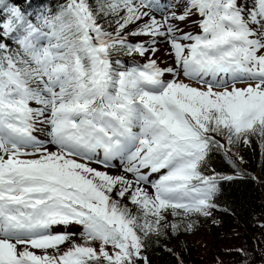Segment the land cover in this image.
Wrapping results in <instances>:
<instances>
[{
	"label": "snow or ice",
	"instance_id": "1",
	"mask_svg": "<svg viewBox=\"0 0 264 264\" xmlns=\"http://www.w3.org/2000/svg\"><path fill=\"white\" fill-rule=\"evenodd\" d=\"M253 138L264 0H0V264H151L238 178L215 152Z\"/></svg>",
	"mask_w": 264,
	"mask_h": 264
},
{
	"label": "trees",
	"instance_id": "2",
	"mask_svg": "<svg viewBox=\"0 0 264 264\" xmlns=\"http://www.w3.org/2000/svg\"><path fill=\"white\" fill-rule=\"evenodd\" d=\"M50 2L57 8L63 0ZM120 55L122 60L129 57ZM209 168L238 178L225 184L211 216L185 221L194 225L191 233L169 231L167 237H153L146 253L151 264H264V148L260 141L253 138L250 145L217 150ZM201 230L207 233L205 243L192 244L182 238Z\"/></svg>",
	"mask_w": 264,
	"mask_h": 264
},
{
	"label": "rangeland",
	"instance_id": "3",
	"mask_svg": "<svg viewBox=\"0 0 264 264\" xmlns=\"http://www.w3.org/2000/svg\"><path fill=\"white\" fill-rule=\"evenodd\" d=\"M178 2V0H177ZM186 30H191L192 32L198 31V29L195 27L194 24L189 23ZM146 39V37L142 38ZM167 45L161 42L158 51L155 54V59H157L158 63H160L162 66L171 64V59L167 53ZM135 60L137 63H142L143 61L139 56H129L126 59H123L126 66H130L132 61ZM166 79H170V77H166ZM192 83H196L193 81ZM37 135L42 136L43 133H38ZM93 166H96L93 164ZM103 170V169H102ZM111 174H118L116 170H113ZM126 203V202H125ZM182 238H184L187 242H190L192 244H200L205 243L207 239V233L205 230H201L199 232H193L191 235H183ZM77 241L79 242L80 237L76 236Z\"/></svg>",
	"mask_w": 264,
	"mask_h": 264
}]
</instances>
